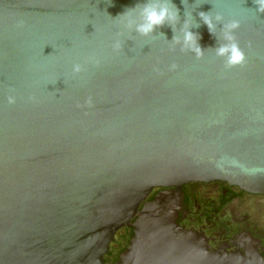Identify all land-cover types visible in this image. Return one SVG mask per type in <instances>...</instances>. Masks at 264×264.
<instances>
[{
    "label": "water",
    "instance_id": "95a60500",
    "mask_svg": "<svg viewBox=\"0 0 264 264\" xmlns=\"http://www.w3.org/2000/svg\"><path fill=\"white\" fill-rule=\"evenodd\" d=\"M164 2L0 0V264H105L124 227L113 264H264L207 250L175 212L187 182L264 191V13L256 0H171L176 22L138 32L139 9ZM130 8L131 25L117 22ZM200 12L223 19L210 32ZM232 19L246 61L226 68L215 50Z\"/></svg>",
    "mask_w": 264,
    "mask_h": 264
},
{
    "label": "flooded vegetation",
    "instance_id": "af4514ba",
    "mask_svg": "<svg viewBox=\"0 0 264 264\" xmlns=\"http://www.w3.org/2000/svg\"><path fill=\"white\" fill-rule=\"evenodd\" d=\"M164 189L156 188L147 199ZM175 212L178 225L197 234L207 250L258 255L264 260V191L250 192L221 180L187 182L181 185ZM129 230H120L123 241L118 245L119 253L128 243ZM111 249L110 246L105 264H113L114 257H118L119 253Z\"/></svg>",
    "mask_w": 264,
    "mask_h": 264
},
{
    "label": "clouds",
    "instance_id": "9594fccd",
    "mask_svg": "<svg viewBox=\"0 0 264 264\" xmlns=\"http://www.w3.org/2000/svg\"><path fill=\"white\" fill-rule=\"evenodd\" d=\"M258 7V12L264 13V0H256ZM182 3H186V0H182ZM137 13L136 8H130L124 13L118 16L117 22L127 21L129 25L134 20V17ZM139 15L142 17V23L137 25V31L143 34L151 33L156 26L162 25L165 22L174 23L179 17V9L174 3H171V0L164 3H153L144 5L139 9ZM200 18L207 25L210 32L215 30L216 22L223 19L221 15H212L200 12ZM17 27H23V21H19L16 25ZM241 22L239 19H232L229 22L224 24L223 28V38L226 41L225 44L220 46L215 50L217 56L225 57L224 65L226 68H231L238 65H243L246 61V55L244 50L241 48L239 42L236 39L235 33L240 29ZM188 24L185 22V30L183 32V45L184 47L190 49L195 53L196 59H200L205 55L204 50L201 49L197 40V36L190 30H187ZM179 42V41H177ZM117 49L119 45L115 46ZM249 49H251L252 44L249 42ZM92 62L99 63L95 58H91ZM177 65L175 63L168 66L169 71H175ZM84 70L81 63H74L72 65V74L78 75ZM154 71L158 74L161 73V70L158 67H154ZM32 100H35V97H31ZM7 101L10 105L16 103V96L13 94V90L10 89V94L7 97ZM81 108H91L93 107V98L89 96L84 100L83 104L78 105Z\"/></svg>",
    "mask_w": 264,
    "mask_h": 264
},
{
    "label": "rangeland",
    "instance_id": "374dc122",
    "mask_svg": "<svg viewBox=\"0 0 264 264\" xmlns=\"http://www.w3.org/2000/svg\"><path fill=\"white\" fill-rule=\"evenodd\" d=\"M122 235H123V231H120L117 236H116V241L115 242H112L111 244V247H112V252H115L116 254L119 253V246L121 244V242L123 241V238H122Z\"/></svg>",
    "mask_w": 264,
    "mask_h": 264
},
{
    "label": "trees",
    "instance_id": "16d2710c",
    "mask_svg": "<svg viewBox=\"0 0 264 264\" xmlns=\"http://www.w3.org/2000/svg\"><path fill=\"white\" fill-rule=\"evenodd\" d=\"M131 229L127 232V236H128V238L130 237V235H131ZM127 238V239H128ZM124 248H122V250H123ZM111 252V251H110ZM113 253L111 252V253H109V255L111 256ZM106 256V255H105ZM108 257H105V262H107V261H109L108 259H107ZM114 259H116L117 260V255L114 257Z\"/></svg>",
    "mask_w": 264,
    "mask_h": 264
}]
</instances>
